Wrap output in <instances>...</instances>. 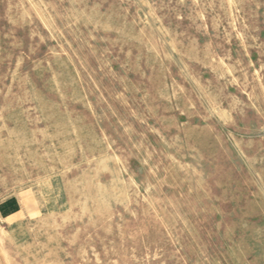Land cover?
<instances>
[{
    "label": "rangeland",
    "instance_id": "1",
    "mask_svg": "<svg viewBox=\"0 0 264 264\" xmlns=\"http://www.w3.org/2000/svg\"><path fill=\"white\" fill-rule=\"evenodd\" d=\"M13 195L0 264H264V0H0Z\"/></svg>",
    "mask_w": 264,
    "mask_h": 264
},
{
    "label": "crops",
    "instance_id": "2",
    "mask_svg": "<svg viewBox=\"0 0 264 264\" xmlns=\"http://www.w3.org/2000/svg\"><path fill=\"white\" fill-rule=\"evenodd\" d=\"M24 199L21 196H10L0 202V218L6 224H13L25 212ZM30 205V204H29Z\"/></svg>",
    "mask_w": 264,
    "mask_h": 264
}]
</instances>
